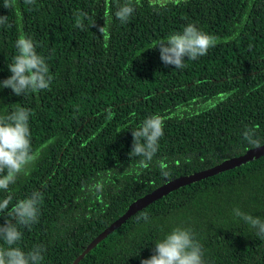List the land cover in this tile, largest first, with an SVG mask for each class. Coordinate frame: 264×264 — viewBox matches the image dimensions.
<instances>
[{
    "label": "trees",
    "instance_id": "obj_1",
    "mask_svg": "<svg viewBox=\"0 0 264 264\" xmlns=\"http://www.w3.org/2000/svg\"><path fill=\"white\" fill-rule=\"evenodd\" d=\"M122 3L14 0L7 9L0 0L8 18L0 25V81L11 75L20 35L33 40L53 77L49 89L24 96L0 89V115L20 106L30 111L34 149L55 138L28 175L0 190V200L11 196L13 204L42 193L38 222L18 226L24 251L44 249L41 264H72L133 201L264 144V0H181L164 9L142 0L125 23L114 15ZM189 23L219 42L186 58L184 68L166 66L151 47ZM153 114L163 118L164 135L140 168V158L129 155L132 130ZM246 129L259 145L244 139ZM94 183L101 192L89 190ZM237 208L264 219V155L154 201L78 264H140L177 226L192 230L205 264H264V237L234 214ZM5 218L0 213V224Z\"/></svg>",
    "mask_w": 264,
    "mask_h": 264
},
{
    "label": "clouds",
    "instance_id": "obj_2",
    "mask_svg": "<svg viewBox=\"0 0 264 264\" xmlns=\"http://www.w3.org/2000/svg\"><path fill=\"white\" fill-rule=\"evenodd\" d=\"M28 4L35 0H25ZM180 4L181 0H148L153 9H164L168 4ZM14 0H3L2 6L7 9L13 7ZM142 5V0H123L117 6L115 18L125 23ZM81 15H85L81 13ZM111 19L109 13L105 23L98 27L99 33L105 32V27ZM7 15H0V25H7ZM83 28L82 23L77 25ZM95 26V22L90 25ZM219 42L218 38L200 30L195 24H187L182 31L169 34L156 41L151 48H158L160 59L174 68H184L185 59L196 60L207 54ZM16 54L8 64L11 73L6 79L0 81V89L10 88L17 95L28 92H39L50 88L53 80L49 66L44 56L36 50V45L30 37L20 35L16 42ZM30 111L22 106L10 113L0 115V190L7 192L10 185L16 183L18 177L28 175L31 166L39 159L43 148L54 142L50 138L40 148H33L32 134L29 126ZM164 135V120L158 114L148 116L138 128L132 130L131 157H139L138 167L147 168L159 147V140ZM244 139L251 144L259 145L254 139V129H246ZM167 175V173H165ZM91 191L99 193L102 184L94 183ZM42 193L33 191L24 199L12 203L8 196L0 200V213L6 214L5 222L0 224V264H41L44 249L34 246L24 251L19 242L22 232L18 226H30L39 220ZM11 205V206H10ZM234 214L241 218L245 224L256 231V235L264 237V219L250 213H244L238 208ZM138 220L140 217L137 218ZM144 220L148 217L145 215ZM140 264H205L202 245L195 239L191 229L174 227L162 239L154 243L153 253L150 257L141 260Z\"/></svg>",
    "mask_w": 264,
    "mask_h": 264
},
{
    "label": "water",
    "instance_id": "obj_3",
    "mask_svg": "<svg viewBox=\"0 0 264 264\" xmlns=\"http://www.w3.org/2000/svg\"><path fill=\"white\" fill-rule=\"evenodd\" d=\"M264 155V144L249 149L245 154L227 158L223 162L202 170L197 171L188 175H183L177 178H174L165 184L161 185L160 187L156 188L150 193L138 198L137 200L133 201L127 211L120 216L117 220L112 222L110 226H108L103 232H101L97 237H95L90 244L86 247V249L74 260L72 264H78L94 247H96L102 240H104L110 233L114 230L119 228L123 223H125L128 219H130L134 214L143 210L147 206H149L154 201L166 196L170 192L188 184L200 181L207 177L213 176L220 172L233 169L237 166L246 164L251 162L255 159Z\"/></svg>",
    "mask_w": 264,
    "mask_h": 264
}]
</instances>
